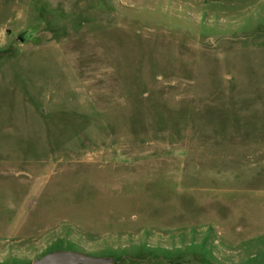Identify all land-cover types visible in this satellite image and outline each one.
Returning a JSON list of instances; mask_svg holds the SVG:
<instances>
[{
  "label": "rangeland",
  "instance_id": "obj_1",
  "mask_svg": "<svg viewBox=\"0 0 264 264\" xmlns=\"http://www.w3.org/2000/svg\"><path fill=\"white\" fill-rule=\"evenodd\" d=\"M67 29L124 109L69 92ZM201 236L222 257L199 264H264V0H0V264H181Z\"/></svg>",
  "mask_w": 264,
  "mask_h": 264
},
{
  "label": "crops",
  "instance_id": "obj_2",
  "mask_svg": "<svg viewBox=\"0 0 264 264\" xmlns=\"http://www.w3.org/2000/svg\"><path fill=\"white\" fill-rule=\"evenodd\" d=\"M22 31V28L17 30L20 34H25ZM69 34L73 37H66L62 40L58 38L61 35ZM50 39L47 41L54 40L52 46L62 53L68 65V71L66 70L65 73L72 80L70 87L73 88L69 92L77 93L79 106L83 107V111L86 112L85 109H88L99 116H108L119 109L125 108L129 102L128 98L120 81L114 75L113 62L103 52V44L97 33L82 34L76 32V30L67 29L60 32V35H52ZM189 240L188 244L194 245L195 249L193 247V251H186V254L192 256V259L181 262V264H199L200 260H204L209 256L212 259L217 258V260L222 257L220 255L221 249L217 248L216 242L208 236L191 237ZM188 247L186 250H188ZM151 250H154V248H151ZM133 262L135 260L126 261L123 264H133ZM138 263L162 264L151 260L138 261ZM116 264H122V262L119 261Z\"/></svg>",
  "mask_w": 264,
  "mask_h": 264
},
{
  "label": "water",
  "instance_id": "obj_3",
  "mask_svg": "<svg viewBox=\"0 0 264 264\" xmlns=\"http://www.w3.org/2000/svg\"><path fill=\"white\" fill-rule=\"evenodd\" d=\"M110 260L77 251H52L34 260L32 264H108Z\"/></svg>",
  "mask_w": 264,
  "mask_h": 264
}]
</instances>
